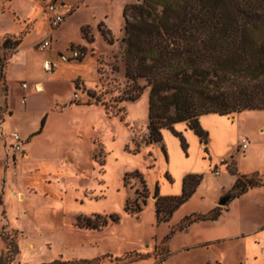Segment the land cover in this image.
<instances>
[{"label": "rangeland", "instance_id": "obj_1", "mask_svg": "<svg viewBox=\"0 0 264 264\" xmlns=\"http://www.w3.org/2000/svg\"><path fill=\"white\" fill-rule=\"evenodd\" d=\"M134 1L140 0L128 2ZM32 4H39L37 16ZM89 14L71 16L54 42L63 44ZM44 16L34 0H0V264H264V226L263 239L256 231L234 236L264 218V190L217 202L237 190V176L248 182L244 175L257 172L264 181V109L201 114L206 143L184 121L173 127L185 147L168 127L160 141L145 142L149 86L125 75L124 23L119 31L105 23L81 26L86 54L48 72L43 57L56 59V52L39 49L41 38L31 40L44 30ZM7 36L20 42H5ZM135 85H144L139 96L126 98ZM13 131L23 150L14 148ZM188 172L202 174L199 185L167 220L158 219L156 187L178 194ZM213 206L222 209L218 217L178 227L185 214ZM95 216L106 223L85 224Z\"/></svg>", "mask_w": 264, "mask_h": 264}, {"label": "trees", "instance_id": "obj_2", "mask_svg": "<svg viewBox=\"0 0 264 264\" xmlns=\"http://www.w3.org/2000/svg\"><path fill=\"white\" fill-rule=\"evenodd\" d=\"M123 13L125 75L134 82L144 78L149 86L145 142L160 141L161 128L168 127L185 147L183 135L173 127L184 121L206 143L208 132L199 122L201 114L264 109V0H140L126 3ZM10 41L20 42L7 36L5 42ZM143 86L135 85L137 91L126 98L136 99ZM244 176L250 178L248 182L239 176L234 181L235 195L264 184L257 172ZM201 179L198 172L184 174L178 194L162 195L156 187L157 218L167 220ZM221 211L213 206L207 212H190L178 227L214 219ZM97 217L87 218L85 224L106 223ZM63 262L55 259L44 264Z\"/></svg>", "mask_w": 264, "mask_h": 264}, {"label": "crops", "instance_id": "obj_3", "mask_svg": "<svg viewBox=\"0 0 264 264\" xmlns=\"http://www.w3.org/2000/svg\"><path fill=\"white\" fill-rule=\"evenodd\" d=\"M56 1L59 4L58 9L61 12H63L65 15L64 19L60 22V24L58 26L51 28L49 25V22H48V18H47V12L45 9V2H38V3L42 4L43 12L45 14L44 19L38 20L39 21L38 23H43L44 30L43 29H42L43 31L40 30L41 32L39 31V33L36 34L35 37L32 38L31 40L36 39V37H37V39L43 38L45 35L50 33L51 42H50V45L45 49H50L52 51H55L56 54H58V52L60 50L66 48L67 45L73 41L78 42L75 44L80 46L81 48H83V44H79V43H84V41H85L83 36L81 35V26H83V25H86V24L87 25H97L99 23H105L107 25L106 26L107 29H111L113 31H119L121 26L124 23V20H125L123 10H124L126 3H128L129 0H106L105 7L103 10H98V8H97L98 7L97 5L99 2H101V0H56ZM32 5L36 7L35 14L37 16V14H38L37 7L39 6V4H32ZM81 11L90 12L89 17L77 19L76 22L74 23L75 33L72 32L73 35L68 36L66 41L63 44H61V45L56 44V42H54V41L58 40L59 36L58 37L56 36L54 38L55 39L54 40L53 39V33H56L58 31L62 35H64V31L65 30L67 31V29L73 23L74 18H71V16L76 15ZM42 32H43L42 36H40L38 38V36ZM72 33H70V34H72ZM46 58L47 57H43V60H45ZM40 84L42 85L41 82L36 83V85H35L36 89H38L40 87ZM42 87H43V85H42ZM259 130L261 131V130H263V128H260ZM22 142H23V137H22ZM247 148H248V146H247ZM23 149L24 148L22 145L21 150H23ZM29 155H30V151L28 150V153H26V157H23V158H27ZM263 190H264V184L254 185V186L248 187L245 191H243L242 193H240L236 196H241V195H244L246 193L250 194L252 192H255V194L258 195V194H262ZM15 193L19 196V198L21 200L25 199V196L22 192H17V190H15ZM34 197L35 196L32 195L30 197V199H33ZM254 201L257 202L256 199ZM258 201H259L258 203L263 206V200H258ZM228 208H229V204H228ZM24 216L25 217L28 216V211ZM263 226H264V218L262 220H260L259 222L255 223L254 226H252L248 229H241L234 236L241 235V234H248V233L256 231V232H259V235L263 239ZM32 248H35V247H32ZM53 260H55V259H53ZM53 260H51V261H53ZM45 262H50V261H45Z\"/></svg>", "mask_w": 264, "mask_h": 264}, {"label": "built area", "instance_id": "obj_4", "mask_svg": "<svg viewBox=\"0 0 264 264\" xmlns=\"http://www.w3.org/2000/svg\"><path fill=\"white\" fill-rule=\"evenodd\" d=\"M36 2H45V9L47 12V18L48 22L51 28H54L60 24V22L64 19L65 15L63 12H61L58 9V3L56 0H34ZM51 42V36L50 33L45 35L43 38H41L37 43L36 46L39 49H45L50 45ZM86 54V51L81 48L80 46L70 43L67 45L66 48L60 50L57 54L56 59H45L44 64L45 68L48 72L52 71V68L57 65L58 62H64L71 59H77L80 57H83ZM22 86L26 87L27 83L25 81H22ZM22 99H25L23 97ZM11 137L14 140L13 146L15 149H21L22 147V138L18 131H13L11 133ZM247 140L245 138H241L238 143V148L244 150L247 148ZM221 161H225V157L220 158ZM214 171L216 173H219V169L215 168Z\"/></svg>", "mask_w": 264, "mask_h": 264}, {"label": "water", "instance_id": "obj_5", "mask_svg": "<svg viewBox=\"0 0 264 264\" xmlns=\"http://www.w3.org/2000/svg\"><path fill=\"white\" fill-rule=\"evenodd\" d=\"M235 194V189L228 190L220 196L217 202L221 205L227 204L235 196Z\"/></svg>", "mask_w": 264, "mask_h": 264}, {"label": "bare ground", "instance_id": "obj_6", "mask_svg": "<svg viewBox=\"0 0 264 264\" xmlns=\"http://www.w3.org/2000/svg\"><path fill=\"white\" fill-rule=\"evenodd\" d=\"M41 89H43V87H42V85L40 84V87L38 88V90H41Z\"/></svg>", "mask_w": 264, "mask_h": 264}]
</instances>
